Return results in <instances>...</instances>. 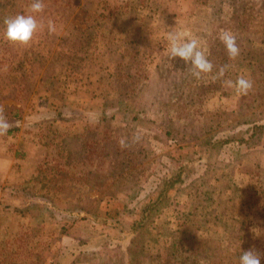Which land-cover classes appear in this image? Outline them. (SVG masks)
Segmentation results:
<instances>
[{
	"label": "crops",
	"instance_id": "crops-1",
	"mask_svg": "<svg viewBox=\"0 0 264 264\" xmlns=\"http://www.w3.org/2000/svg\"><path fill=\"white\" fill-rule=\"evenodd\" d=\"M231 1L111 0L110 4L106 3L108 5L105 7L107 12L101 11L98 14L102 17V15L107 13L108 21L103 19V21H94L91 25H88V28L91 27L94 30L95 37H98L97 35L103 30L110 32L109 36L105 37L101 33V38L98 37L96 40L100 44H112V46L116 47L115 56L110 61L113 65L101 68L100 66H104L103 60L105 57L101 58L98 56L96 60H99L97 63L99 70L86 71L83 76L81 73V70H83L82 65H85L87 61L78 59L80 61H78L79 64L74 63L76 66L79 65L78 69L72 72V76L75 75V77L79 78L80 88L84 89L87 87L89 93L92 91L93 94L91 93L92 95H90V99L87 102L97 105L107 100L105 96L110 89H112V92H117L116 85L113 83L107 82L103 88H98V81L101 74L118 70V68H114L116 61L119 57L120 60H123L118 49V43L124 47L128 43H133L131 42L132 36L130 34L133 36L134 34L130 30L142 28V33L145 37L144 41L146 39L147 42L153 43L157 38L159 44L161 41L164 43L168 41L166 30L170 29L172 31L174 29L185 39H197L201 49L209 58L212 54L210 47L217 43L215 40L210 39V32L214 29V23H220V19H222L225 25L219 26L217 29L223 28V30L231 31L236 36V43L240 49L238 57L234 60L229 59L225 50V62L228 60L229 63L222 65L225 66L224 74L221 76L223 80L220 81L221 94L225 98V109H223L225 110V128L210 131V125L213 122L204 120L206 127L204 128L206 130L199 133L197 127H195L192 133L196 138L184 143H191V147L196 148L190 150L191 152L189 153L195 152V155H202L204 150L199 148L198 141L207 137L224 139L227 135H231L230 133L239 132L245 126H250L254 122L264 123V117H258L252 119L251 121L254 120L253 122L232 128L235 123L233 110L239 106V102L235 100L237 92L234 88L229 87L226 81H235L238 76H244L246 78L255 77L258 83L264 84V17L255 18L256 11L260 9H254L255 7L250 8L251 13L237 12L238 14H234L231 9L228 11L229 6L227 4H230ZM218 4L221 7L219 8L220 11L217 12L215 6ZM224 10L225 17L222 15ZM262 12H264V9H262ZM218 14L220 15L217 18ZM183 17L188 18L187 24L180 22ZM114 30L119 31L113 37L112 31L115 32ZM124 31L127 32L125 36L128 39L127 42L123 37ZM119 34L120 36H118ZM126 49L128 48L125 47L124 50ZM247 51L249 52L248 56ZM140 52H143V50ZM90 54L92 53L90 52ZM103 55L106 56L104 53ZM142 57L145 56L142 54ZM70 64L72 65L73 63L71 62ZM127 71L130 72V70ZM214 75L219 77L218 71ZM262 87L264 88V85ZM255 88L253 90L256 91ZM32 93L34 94L36 91L34 90ZM9 98L4 89H1L0 103L2 104L0 106H3L4 114H8V116H4L8 117L6 119L11 127L5 135H0V242L3 241L2 237L6 236L5 221L7 218L14 221L34 219L31 223L32 227L39 229V231L41 229L43 233L46 232L47 236L59 241L56 250H54L55 244H46V264H69L70 257L74 259V255L77 252L78 254L89 255L90 252H97L99 247L106 246L110 249L109 253L112 252V249L115 250L121 246L122 253L124 252L125 256L123 258L124 264L128 262L131 264L132 261H128V258H130L131 246H134L135 239L143 232L149 238L152 237L149 230L152 228L156 230V225H158L159 230L155 234L153 233L154 239H149L151 243L145 241L141 244L143 254L147 253L143 263L151 264L150 262L152 261L157 264H166L169 257L166 254L167 247L170 245V249H172L179 243L178 240L181 241L182 238H185L188 233L186 230L190 229L186 225L188 221L190 223L194 220L198 228V234L202 237L211 235L207 234L209 231H216L223 236L225 235V252L222 254H232L234 263H236L242 250L255 249L264 253V228L261 225L264 224V132L261 135L262 142L254 147H248L247 145L233 147L230 143H224V145L221 144L219 146L216 153L212 151V148L209 149L207 154H211L217 160L219 159L218 161H221V164L226 163L225 169L223 166L221 171L216 172V174L212 173L213 175L208 181L203 180L201 182L198 177L187 179L191 172L187 174L190 169L186 166L185 173L182 172V174L184 173L183 176L187 175V178L184 177L183 181L181 177L176 181L170 180L171 182L169 181L167 186L163 188L161 196L157 198L159 190L162 188L160 185L161 175L164 173L160 174L159 171L152 172L151 170L144 172L142 170L141 173L145 174V178H142V180L139 178V180L142 181L143 186L142 188L135 186L138 192L134 191L135 187H131L132 180L130 177L134 168L131 154L125 153L121 156L125 158L124 161H127L126 170L122 173L124 174V182H126V179L131 181L129 184L125 185L122 183L123 181H118L113 176L109 177V179L97 178V171L99 170L88 163V159H90L92 154L86 148V144L92 141H101L100 134L102 133L92 139L90 133L92 126H87L91 122L81 121L77 123L78 121L71 120L73 117L71 112L67 113V118L55 117L53 116V110L61 109L62 106L55 104L56 106L51 105L53 109L46 108V102H41L40 104V101L39 110L35 111V115H25L22 108L25 106L24 102L17 99L19 106L10 108L7 102L10 100ZM87 104L83 103L82 105L87 106ZM256 104L255 102L253 103V105ZM37 105L32 108H36ZM261 108H264L262 103L255 107V109ZM253 114L258 115V112ZM208 121H210V124H208ZM159 124L166 125L167 123L160 122ZM59 125L63 130L58 131V133L54 132L53 130L57 129ZM191 125L189 123V126ZM25 126H28L29 129ZM34 126H41V128L33 131V129H36ZM78 126L81 128L77 129L79 128ZM49 129L56 133L52 136L56 139H51V141H57L55 145L59 146L60 153L61 151L62 153H67L64 156L60 155L58 159L59 161L62 159L63 165L60 168H52L51 166V158L49 157L51 156L49 152L51 146L48 145L44 136ZM219 132L222 133V136L218 135ZM158 133L162 135L161 127L158 128ZM249 133H243V136H247ZM164 139H162V142L170 145ZM212 146L216 145L213 144ZM113 150L111 148L103 149L102 156L111 157L107 155L106 151L110 154ZM149 161L150 159L146 163H149ZM160 163L161 161H158V164ZM193 163L191 161L190 165H193ZM56 169L66 173L83 174L82 179L85 178V173H88L89 176L91 174V179H93L91 190L88 191L87 188H83L80 183L81 186L77 187V192L75 189L74 192L70 191L73 187L71 186V189H68V186H65L68 182H60L54 179V174L51 172H56ZM228 172L229 174L231 173L230 176L227 175ZM222 178H226L229 181L225 182ZM106 181L109 184L104 186ZM152 181L154 183L151 185ZM202 183L218 192L219 199H217L215 204H210L209 201L203 200L202 193L196 199L188 196L187 191L191 186L194 185L200 188ZM170 189L173 190L177 198L182 196V200L185 201L179 202L178 199L174 200L171 198ZM92 193H94V196L91 195ZM77 197L93 200L96 210L93 212L90 209L78 207L77 211L69 212L65 215V218L70 220V222H75L76 220L85 222L87 228L83 229L87 233L85 232L76 238L71 236L70 232L63 233V225L58 228H48L50 226L46 223L47 220L53 219L52 222H55L58 215H53L47 207L60 203L68 205L69 201L72 202ZM118 200L120 205L117 203ZM230 201L237 206L235 207L237 210L231 212L225 209V203L228 204ZM149 202L153 203L150 205L156 207V209L152 212L149 221L138 230H120L114 223L115 220L124 222V224L143 220L144 217L135 212H140L143 206L149 205ZM114 203L117 204V206L115 205L117 207L116 212L117 214L119 212V214L111 218L108 215H111ZM21 206H26L27 211L22 212L21 208H18ZM131 209L134 214L130 213ZM100 210H103V213H100ZM214 214H216V217H213ZM250 214L254 216L250 217ZM198 221L200 225L197 224ZM250 221L258 225L254 228L247 226L245 223ZM201 222L204 225H201ZM99 223L100 225L97 227L99 230H95ZM22 226L23 224L18 225L13 230L18 232L25 231ZM158 241L162 242V246L157 243ZM4 252L5 250L0 245V257L3 256ZM222 256L220 258L224 257ZM85 263L91 264L89 260L84 258H80L77 264ZM261 264H264V258L261 259Z\"/></svg>",
	"mask_w": 264,
	"mask_h": 264
},
{
	"label": "rangeland",
	"instance_id": "rangeland-1",
	"mask_svg": "<svg viewBox=\"0 0 264 264\" xmlns=\"http://www.w3.org/2000/svg\"><path fill=\"white\" fill-rule=\"evenodd\" d=\"M110 1L111 0H78L77 2L76 0H44V10L35 14L37 20L44 25V28L34 35L32 41L28 45H20L11 44L3 38V20L8 16L18 14L20 11H25V13H28L29 0H0V90L4 89V92H6L7 96L10 97V100L7 101L9 103L8 107L14 108L19 106L18 102L16 101L18 99L25 104V106L22 107L24 109L23 113L25 115H35V111L39 110L38 107L41 102H46V108H51V105L62 106L61 109L53 110V116L55 117L67 118V113L71 112V115L73 116L71 120L78 121L77 123H80L81 121L91 122L90 124H87V126H92L90 132L91 138L94 139L99 133H102L100 134L101 141H92L86 144V148L89 150V152H91L90 154H92L90 155V159H88V163L95 166V168L99 170L97 171L98 179H109V177L113 176V178H116L117 180H123L124 174L122 172L126 170L127 162L124 161L125 158L120 157L118 161H115L116 163H113L111 157L102 156L103 149L107 150V148L112 147V150H122L123 148L119 144L121 139H124L125 141L126 139L129 140L128 147L122 151L132 155L131 159L134 168L130 177L132 181L137 180V183L135 184L137 188H142L143 186L141 180L142 178H145V174L141 173L142 170L144 172H146V170H151L152 172L159 171L160 174H162L166 168L175 169L177 167V163L171 160V154L175 157H180V161L184 162L186 164L185 166L190 169L189 172L187 171V174L191 172L187 179H193L202 176L207 166L204 164L203 169L202 167H200V169H196L198 166H201V163L195 166L190 165L191 161L193 160L185 158L186 155H192L195 153H189L191 152L190 150L196 149L191 147V143L186 144L182 141H178L179 143H176L175 146L167 145V143L162 142L164 136L158 133V128L160 127V122L167 123V120L163 118L164 115L163 111L161 110L167 106V98L158 105L157 102L152 101V98L136 99V96H129L127 98L128 103L138 106V109L136 110H138L144 118L136 120L126 129V121L123 119L122 115L117 114L112 120H104L99 122L97 120V111H100V108H97L98 104L96 105L87 102V100L90 99V95L93 94L92 91L89 93L87 87L84 89L80 88L79 78L75 77V75L72 76V72L77 70L79 66H76L74 63L79 64L78 59L81 60L83 59L82 57L85 58L83 60L87 61V63L83 62L86 64L82 65L84 70H81L82 75L86 73V71H93L95 69L99 70V67L97 66L99 60H96L98 56L101 58L105 57L103 60L104 66H100L101 68L107 66L110 67L113 65L110 61L112 60L113 56H115L116 47L112 46V44H100L99 41L96 40L98 37H100L101 33L103 37H105L109 36L110 32H107L108 30L105 29L107 30L106 32L103 30V32H100V34L97 35L98 37H95L94 30L91 27L88 28V25H91L94 21L97 22L107 20V13H105L106 15H102L100 13L102 17H100L98 13L101 11L107 12L105 7L108 5L106 3L110 4ZM227 5L229 6L228 11L231 9V12L234 14H238L237 12L251 13L250 8H260L258 11H256L257 13L254 16L256 19L258 17H264V12H262V9H264V0H232L231 3ZM21 7H25V9L22 10ZM220 7V4L216 5L215 10L217 12L220 11ZM224 12L225 10L222 12L223 17H225ZM219 15L220 14L217 15V18ZM49 20L54 21L56 26V32L53 34H49L47 31V22ZM180 22L187 24L188 18L183 17V20ZM223 25H225V22L222 21V19H220V23H214V29H212L210 32V39L215 40L217 43L210 47L211 52L225 51L223 49L224 45L218 39L219 33L224 30L223 28L217 29V27ZM117 31H112L113 37L117 34ZM130 31L134 33V36L136 37L142 35V39H140L139 43H128V45L125 46L128 48L126 50L131 52L130 54L133 52H138L139 56L131 57L127 53L124 54L123 51L125 47L120 43H118V49L120 50L121 55L123 54L122 61H124V63L128 62L124 64V67L127 70H130L131 73L128 71L129 74H131L132 78H135L139 76L141 68L149 66L154 61H156L160 55L167 52L169 45L168 41H166V43L161 41L158 44L157 38L153 41V43L147 42L146 39L144 41L145 37L142 33V28H134ZM166 31V36L168 38L169 32L171 30L168 29ZM126 33L127 32L125 31L123 32V37L127 42L128 39L125 38ZM118 36H120V34ZM85 50H87V52H85ZM142 50L143 52H140ZM89 51L92 54H90ZM102 52L106 56H104ZM142 54L145 57H142ZM61 58L67 60V62L63 65L60 64ZM129 58L132 60L130 61ZM172 61L173 60L168 58V62ZM71 62L73 63L72 65L70 64ZM67 64H70L71 66ZM222 65H224V63L218 65L214 64L213 71L211 73L202 74L200 79L195 78V82H193L194 90L197 86H203L208 83L217 85L218 90L206 92L201 101L193 100L192 104L187 107V112L185 110L186 105L184 103L175 104V115L173 111H169L170 116L180 118V121L185 122L186 128H188L191 133L192 130H195V127H197L199 133L205 131L206 127L205 123L203 122L204 120H210L213 122V124L210 125V131H217L221 128H225V110H223L225 109V98H223L221 94L220 82L223 80V78L221 76L215 77L214 75L215 72L221 67L225 68V66ZM117 67L118 66L116 65L114 68ZM253 78L255 77H248L247 79H250L251 81L254 80L255 82H253L255 85H264L263 83H258V81ZM34 90L36 93L33 94L32 92ZM184 90L187 91L186 84ZM177 93L178 90L173 89L171 98H173L172 95L177 97ZM112 95L116 96L117 92H112V89H110L105 97L108 99L109 97H113ZM248 95L249 94L245 96L248 97ZM80 102H82V104L84 103L85 105L88 103L87 107H84L82 104H80ZM1 104L2 103H0V105ZM34 105H37L36 108H32ZM83 108L84 112L82 111ZM51 109H53V107ZM77 109L80 110V114H74L73 111H78ZM178 112H181V114ZM3 115L8 116V114H4V112ZM210 121H208V124H210ZM189 123L192 125L189 126ZM25 127L29 129L28 126ZM34 127L36 129H33V131L41 128V126ZM78 127L79 128L77 129L81 128L80 126ZM83 127H85V125H83ZM61 130L63 129L59 125V127L53 131L58 133V131ZM53 131L49 129L48 133L44 134V136L48 145L51 146V150H49L51 154V156H49L51 158V166L52 168H60L63 165L62 159L61 161L58 159L60 158V155L64 156L67 155V153H62V151L60 153L59 146L55 145L57 144V141H51V139L55 138L52 136L56 134ZM218 135L222 136V133L219 132ZM136 136H139L138 141L135 140ZM140 138H144L145 140L141 145ZM107 140L110 141L105 142L110 144L108 147L104 145V141ZM214 145L216 146L209 147V149L212 148V151L216 153L221 144L215 143ZM70 146H72V144H70ZM199 148L203 147L199 145ZM168 151L170 152V156L167 157L165 154ZM214 158L217 160V158L213 156L212 161ZM148 159H150V161L149 163H146ZM158 161L163 163L158 164ZM225 164H222V168L224 166V169ZM221 170V168H217L214 171V174ZM55 171L56 172H51L54 174V179L59 180L60 182H68L65 186H68V189H71L70 187L72 186L73 188L70 191L74 192V189L76 191L77 187L81 186L80 183L82 184V187L87 188L88 191H90L91 187L93 186L91 174L89 176L88 173H85L86 176L84 179H82L83 174H78L75 172L66 173L58 171V169ZM212 175L213 174L209 175L208 177L210 178ZM139 178H141V180H139ZM222 180H225V182L229 181L226 178H222ZM201 182H203V179H201ZM153 183L154 181H152L150 184L152 185ZM107 184H109L108 181H106L104 186ZM201 186L202 187L200 188H197L194 185L191 186L187 191L188 196L196 199L199 194L202 193L201 196L203 200L209 201L210 204H215L217 199H219L218 192L213 188L206 187L205 183H202ZM136 187L134 191L138 192ZM170 194V197L174 200L178 199L179 202L185 201L182 200V196L177 198L174 195L172 189H170ZM91 195L94 196V193ZM117 203L120 205L119 200ZM62 204L63 203L47 207L53 215H58L55 222H52L53 219L47 220L46 223L50 226L48 228H58L60 225H63V233L70 232L71 236L76 238L78 236L80 237L86 232V230L83 229L87 228L85 222H79L78 220L75 222H70V220H66L65 215L71 211H77L78 207H83L88 210L90 209L94 212L96 208L93 200L77 197L74 198L72 202L69 201L68 205ZM231 204L232 202L228 204L225 203V209L230 210L231 212L237 210L235 208L237 206L235 204ZM115 205L117 206V204L114 203L113 209L111 210V215H108L111 218H114L119 214V212L118 214L116 212L117 207ZM18 208H21L22 212L27 211L26 206H21ZM100 213H103V210ZM253 216L254 215L250 214V217ZM33 220L29 219V221H14L13 219L7 218L5 221L6 236L2 237L3 241L0 242L1 248L5 250L3 256L0 257V264L47 263V259L45 260V257L47 256L45 250L46 244H55L54 250H56L59 241L47 236L45 231V233H43L41 229L39 231V229L32 227L31 223ZM199 221L197 223L198 225H200ZM21 224H23L22 228H25V231L23 230L18 232L13 230L14 227ZM245 224L252 228L258 225L252 221ZM99 225L100 223L97 224L95 230H99L97 228ZM201 225H204L203 222H201ZM156 226V230L155 228L149 230L152 237L149 238L147 234L143 232L135 239L134 248L136 249V252L134 253V256L136 260H140V256L137 251L141 248V244H143L145 241L151 243L149 239H154V234L157 230H159L158 225ZM186 226H189L188 228H190L189 230H186L188 232L187 236L182 238L181 241L178 240L179 243L172 249H170V245L167 247L166 254L169 257L167 258L166 264H236L233 262L234 257L232 254H222L225 252V235H221L220 232L209 231L207 234L211 235L202 237L200 234H198V228L194 220H192L190 223L188 221ZM139 228L140 227L138 226L137 230ZM157 243L162 246L161 241H158ZM109 250L110 249L106 246L99 247L94 255L82 253L78 254L77 252L76 255H74V259L70 257L69 264H77L80 258L89 260L91 264H123L125 262L123 259L125 256L124 252L122 253L123 250L121 249V246L115 250L112 249L111 253H109ZM146 254L147 253L142 255L143 259L146 257ZM221 255L224 257L222 256L223 258H220ZM150 263L157 264L152 261ZM127 264L130 263L128 262Z\"/></svg>",
	"mask_w": 264,
	"mask_h": 264
},
{
	"label": "trees",
	"instance_id": "trees-1",
	"mask_svg": "<svg viewBox=\"0 0 264 264\" xmlns=\"http://www.w3.org/2000/svg\"><path fill=\"white\" fill-rule=\"evenodd\" d=\"M78 2V0H76ZM1 5V4H0ZM1 7V6H0ZM22 10L25 9V7H21ZM19 13H25V11H20ZM27 14V13H26ZM134 34V33H133ZM132 36V42L133 43H139L140 39H142L141 36ZM225 50V47H223ZM124 54H129L131 57H138V52H129L128 50L123 51ZM225 51H219V52H212L211 57L208 59L214 64H222V63H229L228 60L225 62ZM247 56L249 55V52L247 51ZM123 57V54L121 55ZM85 59L84 57H82ZM244 58V57H243ZM249 58V57H247ZM131 61L132 59L129 58ZM67 62V60L60 59V64L63 65ZM102 63V62H101ZM128 62H125L117 59L116 65L118 66L117 71L107 72L105 74H101L99 81H98V88H103V86L108 83H113L117 87V95L113 97H109L105 102L99 103L97 105V108H100V111H97V120L99 122L104 120H112L116 117V115H122L123 119L126 121V129L128 126H130L132 123H134L138 119H143L144 117L141 115V113L136 110L138 109V106H134L133 104L128 103V97L130 96H136V99H146V98H152V101L157 102L159 105L161 102H163L166 98L168 99L167 106L164 109H161L163 111L164 119L167 120L166 125L159 124L162 131V136L165 137V139L168 141L170 145H175L176 143H179L178 141L182 142H189L192 139H195V135L191 133V131L186 128L185 122L180 121V118H175L170 116L169 111H173L175 115V104L177 103H184L185 110L187 112V107H189L190 104H192L193 100L201 101L202 97L206 94V92H210L213 90H218V86L213 83H208L203 86H197L194 90L193 88V82H195V78L191 75L189 71V65H187L183 60L177 58L173 60L172 62H168V54L165 52L164 54L160 55V57L154 61L152 64H150L147 67H143L140 70V74L138 77L132 78L131 74L127 71V69L124 67V64ZM241 63L244 64V62L241 61ZM242 64V66H243ZM121 68V70H120ZM132 78V79H131ZM255 79V78H253ZM254 81V80H253ZM252 81L253 87L250 92L247 94L248 97L245 95L235 94L237 100L239 102V106L233 110V119L234 124L232 125V128L242 125V124H248L254 118L258 117H264V108L261 109H255V107L258 104H264V88L260 85H255ZM126 84V85H125ZM185 84L187 85V91L185 89ZM256 88H255V87ZM253 88L256 89L253 90ZM173 89L178 90L177 97L173 96L171 98V93ZM252 94V95H251ZM251 95V96H250ZM162 99V100H160ZM177 100V101H173ZM257 103L256 105H253V103ZM87 107V106H84ZM73 111L74 114H80V110ZM84 112V108L82 110ZM254 112H258V115H254ZM181 114V112H178ZM250 132V133H249ZM264 132V123H252L250 126H245L243 129H241L239 132H233L230 133L231 135H227L224 139L220 138H205L201 141H198L197 143L203 147L204 153L203 155H186L185 158L189 160H193L195 164L194 166L201 163V166H198L196 169H200L205 164L207 168L204 170L202 176H199L198 179L203 180H209V175L214 173V171L217 168L222 169V162L215 160V158L212 161L213 156L211 154H207L209 147H211L215 143H220L224 145V143H230L233 147H239V145H247L248 147H254L257 144H260L262 142V134ZM243 133H249L247 136H243ZM238 134V135H237ZM140 145L144 143V138H140ZM127 144L129 143V140L126 139ZM105 143V142H104ZM103 143V144H104ZM106 147H108L110 144L105 143ZM178 146V145H177ZM128 147V146H127ZM127 147H124L122 150H125ZM112 148V147H111ZM122 150L117 151L113 150L112 153H108L106 151L108 156H111V159L113 163H116L115 161H118L120 157L122 156L123 152ZM133 151V149H132ZM165 156H170V152H166ZM171 160L175 161L177 163V167L175 169H167L164 171V174L161 175V189L159 190L158 197L161 196L163 193V188L167 186L169 181H176L181 177V180H184V177L187 178L184 175V170H186V164L180 161V157H175L171 154L170 156ZM163 163V162H161ZM214 165V166H213ZM227 166V164H225ZM182 172H184L182 174ZM182 175V176H181ZM228 176L231 175L229 172L227 173ZM264 175V173H263ZM119 181V180H118ZM122 183L127 185L131 181L129 179H126V182H124V179L121 180ZM170 181V182H171ZM120 183V182H119ZM137 183V180L132 181L131 187H135V184ZM135 190V189H134ZM206 193V192H205ZM232 201V199H231ZM230 201V202H231ZM153 204L151 202L148 203ZM145 205L143 206V209H140L139 213L141 217H144L143 220H137L130 224H124V222L115 220L114 223L117 225L120 230L125 231H136L137 227L144 226L150 219L152 212L156 209V207L152 205ZM233 205V203L231 204ZM149 206V207H148ZM132 214V209L130 210ZM213 217H216V214L213 215ZM264 228V224H261ZM132 243V242H131ZM130 250V258H128V261H132L131 264H145L143 263V251L140 248L137 253L140 256V260H136L134 253L136 252V249L134 246H131ZM91 255H94L95 252H90ZM94 257V256H93ZM124 264V263H123Z\"/></svg>",
	"mask_w": 264,
	"mask_h": 264
},
{
	"label": "clouds",
	"instance_id": "clouds-1",
	"mask_svg": "<svg viewBox=\"0 0 264 264\" xmlns=\"http://www.w3.org/2000/svg\"><path fill=\"white\" fill-rule=\"evenodd\" d=\"M44 7V0H29V12L27 14L19 13L4 18L3 38L11 44L28 45L34 35L44 28V25L37 20L35 15L42 12ZM47 31L49 34L56 32L54 21L49 20L47 22ZM218 39L224 45L229 59H236L240 52L236 43V36L231 31L224 30L219 33ZM168 45V58L170 60L177 58L183 60L190 66L189 71L194 78L200 79L202 74H208L213 71L214 65L201 49L197 39H185L173 29L168 35ZM223 74L224 68L221 67L218 70V75L223 76ZM226 83L240 95H247L253 87L252 81L244 76H238L235 81L229 80ZM3 111V106H0V135H5L11 127L3 115ZM135 140L138 141L139 136H136ZM119 144L122 148L128 146L124 139H121ZM262 258H264V253L255 249L242 250L236 264H261Z\"/></svg>",
	"mask_w": 264,
	"mask_h": 264
}]
</instances>
